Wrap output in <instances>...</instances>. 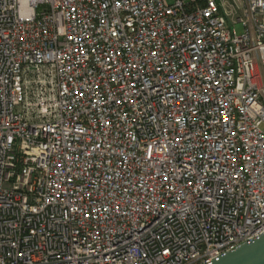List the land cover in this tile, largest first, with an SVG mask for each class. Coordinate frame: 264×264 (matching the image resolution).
<instances>
[{
    "label": "built area",
    "instance_id": "built-area-1",
    "mask_svg": "<svg viewBox=\"0 0 264 264\" xmlns=\"http://www.w3.org/2000/svg\"><path fill=\"white\" fill-rule=\"evenodd\" d=\"M263 234L264 0H0V264Z\"/></svg>",
    "mask_w": 264,
    "mask_h": 264
},
{
    "label": "water",
    "instance_id": "water-1",
    "mask_svg": "<svg viewBox=\"0 0 264 264\" xmlns=\"http://www.w3.org/2000/svg\"><path fill=\"white\" fill-rule=\"evenodd\" d=\"M211 264H264V234L254 240L241 243Z\"/></svg>",
    "mask_w": 264,
    "mask_h": 264
}]
</instances>
